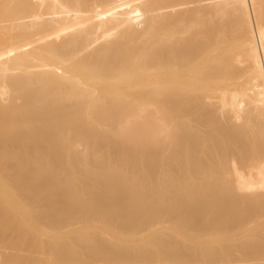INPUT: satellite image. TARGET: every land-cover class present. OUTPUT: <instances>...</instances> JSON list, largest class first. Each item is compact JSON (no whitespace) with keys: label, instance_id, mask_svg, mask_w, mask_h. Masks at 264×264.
<instances>
[{"label":"bare ground","instance_id":"bare-ground-1","mask_svg":"<svg viewBox=\"0 0 264 264\" xmlns=\"http://www.w3.org/2000/svg\"><path fill=\"white\" fill-rule=\"evenodd\" d=\"M0 264H264V0H0Z\"/></svg>","mask_w":264,"mask_h":264}]
</instances>
